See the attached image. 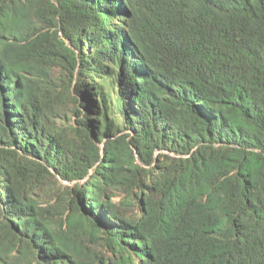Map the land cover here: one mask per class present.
Segmentation results:
<instances>
[{
    "label": "trees",
    "instance_id": "obj_1",
    "mask_svg": "<svg viewBox=\"0 0 264 264\" xmlns=\"http://www.w3.org/2000/svg\"><path fill=\"white\" fill-rule=\"evenodd\" d=\"M0 264H264V0H0Z\"/></svg>",
    "mask_w": 264,
    "mask_h": 264
}]
</instances>
